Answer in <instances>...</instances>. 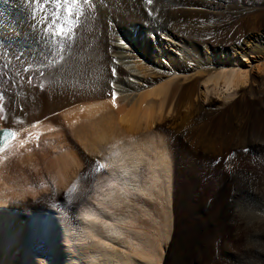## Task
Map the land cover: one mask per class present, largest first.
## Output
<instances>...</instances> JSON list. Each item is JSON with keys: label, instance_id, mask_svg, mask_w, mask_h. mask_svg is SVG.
I'll use <instances>...</instances> for the list:
<instances>
[{"label": "bare ground", "instance_id": "6f19581e", "mask_svg": "<svg viewBox=\"0 0 264 264\" xmlns=\"http://www.w3.org/2000/svg\"><path fill=\"white\" fill-rule=\"evenodd\" d=\"M43 1L45 0H39V3L35 0H0V46L2 49L8 46L7 42L11 41L8 38L5 40L3 36L11 35V29H16V33L20 31L16 35L17 39L19 38L17 44L21 42L18 49H25L19 52H22L23 57L28 56L32 64L36 65L40 58L52 57L54 54L63 59L60 67L62 69L60 72L57 70L59 73L57 79L52 78L53 81H47L48 77L47 79L35 77L34 84L29 85V90L32 89L30 94L36 91L35 88L39 83L43 82L45 86L42 95L44 104H40L35 98L40 97L36 93L33 96L35 95V101L39 103L29 102L28 106L31 109L29 110L32 113L31 119L28 117L30 120L36 121L54 110L65 108L60 111L61 115L69 124L77 127L78 135L83 134L86 140L92 135L97 140L96 150L87 149L93 152L94 156L102 157L103 150L109 148L112 163H115V168H121L124 173L131 165L137 167L139 162L142 165V150L144 146H147L150 138L155 136L153 127L156 129V126L169 122L179 126L187 138L195 136L199 139V143L196 144L198 150L195 148L197 152L194 151L193 155L189 154L190 160L197 158V160L206 161L212 159L211 157L215 158L213 154L206 152L217 151V149L229 151L237 146L239 154L237 157L253 166L241 170L240 176L251 175L259 184L264 185V78L261 80L256 74V71H264V27H260L264 0H75L77 1L75 5L82 6L79 8L81 9L79 15L75 16L82 18L83 23L79 29H76L78 34L72 42L63 41L62 43L65 42L64 46L68 44L66 49L70 51L71 48V52L59 46L60 49L55 51L59 41L55 34L52 35L51 28L44 33L45 25L41 22L43 18L49 24L55 25L54 33L58 34L57 31L62 27L57 21L59 14L56 13L60 11L56 6L63 0H49L47 8L41 13L40 4H43ZM222 4L225 5L226 10L219 11L218 6ZM65 7L67 8V5ZM74 9L73 7L72 10ZM95 15L99 16L98 19ZM64 17V24L67 27L71 17H67V14ZM232 37L237 40V44L229 47L232 49L229 50L225 43ZM209 39L216 42L215 45L213 44L215 54L212 55L210 62L200 53V44ZM121 41L124 43L122 44ZM211 41L209 40L208 43ZM167 45L172 49L167 50ZM80 75L83 76L82 83L78 79ZM54 91L60 92L59 95L53 96ZM113 91L116 93L115 102L111 99ZM220 101L221 104L223 103L221 107L223 109L215 110L213 106ZM57 118L53 117L55 120ZM164 144L161 145L162 148ZM160 156L164 158L163 161L162 159L159 161H162V169L168 178L170 166L167 157L169 155L165 152ZM148 161L154 163L151 160ZM54 164L57 166L58 188L62 190L69 184L70 179L76 177L81 164L78 157L67 149L59 153L56 160L51 163V165ZM2 186L4 190L6 185ZM14 190L12 189L13 193ZM111 193L113 191L110 189L108 192L104 190L101 194H97V200L90 208L93 210L86 209L84 216L80 218L83 233L95 231L98 223L94 221L100 218L95 217L94 220H89L88 217L98 215V210L107 212L104 207L106 205L103 204V206L102 203L107 202L108 198L111 199ZM31 194L33 192L30 189H24L18 197H15V200H10L9 204H5L8 201L4 202L0 198V264H45L44 256L37 258L39 254L33 250L34 248L32 249L35 246H30L33 242V230L42 236H49L47 237L51 253L48 259L51 258V262L54 260L53 264H95L98 259L105 264H117L118 261L114 263L118 258L117 255L120 257L117 251L106 250V247L103 250L85 251L84 249L85 253L79 255L75 248L80 250L82 247L73 245L68 239L66 243L62 239L64 238L62 232L59 228L55 230L54 223H50L49 219L44 224L32 222L28 221L27 216L22 212L15 211L14 207L17 209L21 206L16 202L25 200ZM255 200H257L256 197ZM109 215L114 216L110 213ZM116 215L115 213V217ZM115 217L113 220H116ZM122 220L124 225V219ZM127 222L131 221L126 219L125 225ZM102 225L106 230L105 233L112 235L119 233L122 228L108 225L105 221ZM242 228L246 230V233L250 231L248 225ZM100 231L103 232V230ZM120 233L119 235L123 236V233ZM40 239L42 240L41 237ZM215 240V237L208 239L205 249L209 257L207 256L203 264H210L211 260L212 264H230L226 256L233 255L231 248L224 244L223 249L219 251L220 246H216ZM111 244L109 243V246ZM248 246V236H246L245 243L241 246L243 251ZM243 251L239 254L241 255ZM221 252L225 255L220 256ZM123 256L125 257V254ZM146 258L145 261L139 258V261L135 263H153L154 259ZM32 259H35L36 263Z\"/></svg>", "mask_w": 264, "mask_h": 264}, {"label": "rangeland", "instance_id": "374dc122", "mask_svg": "<svg viewBox=\"0 0 264 264\" xmlns=\"http://www.w3.org/2000/svg\"><path fill=\"white\" fill-rule=\"evenodd\" d=\"M42 3L44 4V11L45 8H47V3H45V1ZM59 5L60 8L56 6L60 11L56 13L59 14V17L57 16L59 18L57 21L63 28V31H61L60 28L59 31L56 30L58 34L54 33L55 25L53 26V24H49L43 18L41 19V22L45 25L44 33H47L51 28V31L53 30L52 35L55 34L56 39L59 41V44L56 45L54 49L55 51L60 48L62 49V47L66 49V45L68 44L64 46L65 42L62 44L63 41L72 42L78 34L76 29H79L80 25L83 23L81 21L82 18H77V16H75L79 15L81 10L79 8L82 7L81 4L75 5V9L72 10V8L70 13L66 10L67 8L65 7L64 0L59 3ZM222 5L218 6L219 11L221 9L226 10L225 5L221 7ZM43 11H41V13H43ZM72 13L74 14L72 15ZM65 14H67V17H71L70 24L67 27H65L64 24ZM98 15H95L96 19H98ZM260 21V27L262 26L261 28H263L264 12L262 13ZM77 22L79 24H77ZM60 31L61 33H59ZM19 32L20 31H18V33ZM18 33H16V29H11V35L3 36L5 40H7V38L11 40L6 43L8 46L3 47L4 49L0 46V128L10 127L16 131L15 139L6 148L0 150V191H2V194L4 192L3 195L0 194V198L4 202L8 201V203L5 204H9L10 200H15V197H18L24 189H30L33 194L28 196L25 200H18L16 203L21 204V206L17 209L14 207L15 211L22 212L27 216V220L32 222L36 221L44 224V222L49 219L50 223H54L53 228L55 230L59 228L60 232H62L64 237L62 239L66 243L69 240L73 245H77L79 248L82 247L80 250L75 248L79 255L85 253L86 250H103L105 247L107 248L106 250L111 249L114 250V252L117 251L120 255V257L117 255L118 258L114 262L116 263L118 261L117 264H133V262L136 264L135 262L139 261V258L145 261L144 259L147 260L146 257H150L152 260L154 259L151 264H203L208 256L205 249L206 243L208 239L214 237L216 238V246H220L218 249L219 251L223 249L224 244H227V246L231 248L233 255L231 254V257L230 255L228 257L226 256V259H229L227 261L228 263L241 264L242 262V264H264V185L263 183L259 184L251 175L248 177L240 176L241 170L252 168L253 166L246 160L237 157L239 156L237 146L229 151L217 149V151L213 150V152H206L208 154H213L216 159L211 157L212 159H208L209 161L197 160V158L195 160H190L189 154L193 155L194 151L197 152L196 144L199 143V139L195 136L187 138V136H185L186 134L184 135V133L181 132L182 129H180L179 126L168 122L164 123L162 126H156V129L153 127L152 130L155 132V136L154 138H150L151 142L149 141L147 143L149 147L144 146L142 150V165L140 162L137 163V167L131 165L132 167H128L127 171L124 173L121 168H115V163L113 164L111 161L113 159L110 156L109 148L103 150L104 153L102 151V157H97V155L94 156V153L87 149L91 148L92 150H96L97 140L92 135L89 136L87 140L83 137V134L79 133V136L76 129L77 127L71 123L69 124L61 115L60 111L65 108L54 110L36 121L30 120L32 113L28 106L29 102H38L35 101L38 99L40 104H44L45 100L42 95L43 91H45V86L42 84L43 82L37 85L34 93L39 94L40 97H35V95L33 96L34 93L30 94L32 89L29 90V85H31V83L34 84L35 77L41 79H47L48 77L49 79H47V81H53L52 78L57 79V77H59L57 70L60 72V69H62L60 67L62 66L63 59L61 57H56L54 54L52 57L40 58L36 65L32 64L28 56L23 57L22 52H19L22 50L25 51V49H18V45L21 43L17 44L19 38L17 39L16 35ZM209 40L211 41L212 39ZM209 40L202 43V45L200 44V53L205 57L204 59L210 62L213 58L212 55L215 54L214 45L216 42L212 40L211 43H208ZM235 44H237V40H235L234 37L229 38L225 43L228 49ZM83 45L85 46V44ZM58 46L60 48H58ZM161 46L163 47L162 44ZM168 46L169 45L166 46L167 50L172 49L171 46ZM66 50L71 52V48L70 51L68 48ZM256 74L259 76V79L262 80L264 78V71H256ZM78 79L81 80L82 83L83 76H78ZM59 93L55 92L53 96H58ZM111 99L113 100L112 96ZM42 100L43 102H41ZM222 106L223 103L221 104L220 101L213 107L215 110L221 111L223 109L221 108ZM53 117L58 118L55 120ZM176 134L178 135L176 136ZM81 135L83 139L80 138ZM181 140L185 142V144L181 142ZM162 144H164L163 148L161 147ZM155 146H157V148ZM63 149L72 151L78 157L81 166L76 177L70 179L71 181H69V184L64 186L62 190H59L57 166H55V164L51 165V163L56 160L61 151H64ZM107 151H109V153ZM144 151L146 153H144ZM165 152L169 155L167 157L170 166L168 178L167 175H165V171H163L164 169H162L163 166L161 162L164 158L162 159V156H160ZM143 153L146 158H144L145 156L143 157ZM147 153L149 155H147ZM234 153L237 154L235 155ZM147 159L154 163H150ZM159 159H162V161H159ZM237 160L241 163L239 161L236 162ZM206 162L208 164H206ZM156 163L161 165L157 164L156 166ZM153 167H158L159 169L157 168V170ZM219 170L222 171V173ZM127 180L131 182L129 183ZM1 183H3L2 185L4 186L6 185L4 190ZM73 185H75V188L70 192L69 189L73 188ZM12 189H15L14 193ZM110 189L113 191L111 194H114L113 196L111 195L113 202L108 198L107 202H105L106 204L104 202L102 203V205H106L103 206L106 207L107 212L105 213L107 214L98 210V215L95 214V216H92L93 218H100L99 220L96 218L95 220L97 221H94L98 223L96 224L97 226H95L97 232H95V229L94 232L88 231L83 233L80 218L82 215L84 216L86 209L89 211L93 210L90 208L92 204L96 202L97 194H101L104 190L108 192ZM226 189L229 190L226 191ZM250 189H252V191ZM245 194H247L246 197H243ZM255 197L257 200H255ZM114 203L116 204L114 205ZM236 208L237 210H235ZM114 211L117 215L119 214L118 217L117 215L115 217ZM109 213L114 216L110 217ZM122 216L123 218H121ZM114 217L116 220H113ZM122 219H124L125 223L127 219V221H131L132 224L131 222H127L126 225L125 223L123 225ZM121 220L122 222H120ZM103 221L108 222V225H115L119 228L122 227L121 230H119L120 232L122 229L128 232H126V234L125 232L123 233V231L121 232L124 237L120 232L121 235H119V233L113 235L107 234L102 225ZM246 225L250 228V231H248L250 234L248 232L246 233V230L242 228ZM170 226L172 227L170 228ZM100 230H103V232ZM104 233L108 236L104 235ZM245 235L248 236L249 246L247 249L244 248L245 251H243L241 246L245 243ZM47 236L37 234L36 231L33 230V242L30 246H35L32 247V249L34 248L33 250H36L39 254L36 256L37 258L39 256H44L45 264H53L54 260L51 262V258L48 259V255L51 253V247L48 241L49 236ZM109 237L110 239H106ZM109 243L112 244L109 246ZM240 251H243L241 255L239 254ZM223 253L221 252L220 256H224L225 254ZM124 254L127 259L123 256ZM32 260L36 263L35 259ZM217 260L218 259H216V261ZM102 262L101 259L96 261L97 264ZM212 262L211 260L210 264H212Z\"/></svg>", "mask_w": 264, "mask_h": 264}, {"label": "water", "instance_id": "95a60500", "mask_svg": "<svg viewBox=\"0 0 264 264\" xmlns=\"http://www.w3.org/2000/svg\"><path fill=\"white\" fill-rule=\"evenodd\" d=\"M15 133V135H13ZM16 137V132L10 127L0 128V150L6 148Z\"/></svg>", "mask_w": 264, "mask_h": 264}, {"label": "snow or ice", "instance_id": "6c2138e0", "mask_svg": "<svg viewBox=\"0 0 264 264\" xmlns=\"http://www.w3.org/2000/svg\"><path fill=\"white\" fill-rule=\"evenodd\" d=\"M35 2L39 3V0H35ZM47 2H49V0H45V3H47ZM64 3H65V5H67L66 10L70 13L71 9L75 6V0H71V3H69V0H64ZM59 6L60 5L57 4V7H59ZM43 9H44V4H40V10L43 11ZM54 23H55V21H54ZM61 31H63V28H61ZM121 43L123 44L124 41H121ZM112 95H113V102H115L116 93L113 91ZM13 135H15V133H13ZM74 188H75V185H73V188H70L69 191L70 192L73 191ZM88 219L91 220V219H93V217L89 216Z\"/></svg>", "mask_w": 264, "mask_h": 264}]
</instances>
